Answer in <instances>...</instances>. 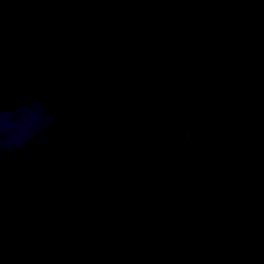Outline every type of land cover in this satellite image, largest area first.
<instances>
[{
	"label": "water",
	"instance_id": "water-1",
	"mask_svg": "<svg viewBox=\"0 0 264 264\" xmlns=\"http://www.w3.org/2000/svg\"><path fill=\"white\" fill-rule=\"evenodd\" d=\"M0 264H264V0H0Z\"/></svg>",
	"mask_w": 264,
	"mask_h": 264
}]
</instances>
